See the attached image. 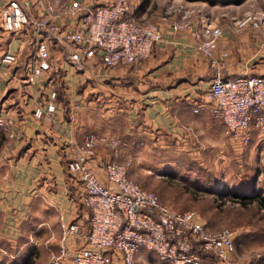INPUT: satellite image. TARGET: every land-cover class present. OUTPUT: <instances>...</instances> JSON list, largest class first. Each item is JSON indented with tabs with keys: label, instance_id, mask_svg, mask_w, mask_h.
<instances>
[{
	"label": "crops",
	"instance_id": "crops-1",
	"mask_svg": "<svg viewBox=\"0 0 264 264\" xmlns=\"http://www.w3.org/2000/svg\"><path fill=\"white\" fill-rule=\"evenodd\" d=\"M6 2L0 0V9ZM130 2L139 20L160 25L162 40L152 46L146 59L126 66L104 67L99 58H92L77 68L67 61L68 46L53 41L48 43L51 71L30 79L32 27L9 34L0 22V59L5 53L18 55L10 65L0 60V119L5 125L0 126V251L7 246H32L49 257L61 243L62 224L78 223L88 229L90 214L80 184L67 172L66 163L89 132L115 136L122 142L118 153L96 146L87 160L104 183L105 162L129 161L127 174L134 175L136 156L145 149L209 151L220 140L219 145L224 146L225 141L230 145L222 121L207 108L197 113L192 110L194 101L207 89L213 70L188 30H175L173 25L182 11L188 12L194 24L205 15L216 17L222 27L218 48L228 53L221 75H264V27L237 29L232 25L233 17L259 5L258 0ZM29 3L31 19L44 16L66 27L77 26V19L64 13L69 0ZM52 89L56 107L51 118H34V109H44ZM245 149L264 152V136L257 129H252ZM154 183L150 185L156 186ZM82 237L83 232L70 236L66 244L78 247Z\"/></svg>",
	"mask_w": 264,
	"mask_h": 264
},
{
	"label": "built area",
	"instance_id": "built-area-1",
	"mask_svg": "<svg viewBox=\"0 0 264 264\" xmlns=\"http://www.w3.org/2000/svg\"><path fill=\"white\" fill-rule=\"evenodd\" d=\"M29 6V0H7L0 9V22L9 34L28 25L32 27L30 79L51 71L49 42L67 44V61L77 68L92 58H99L104 67L111 68L146 59L152 46L162 40L160 25L139 20L130 0H107L94 8L83 6L79 0H69L64 13L77 19L75 28L44 16L31 19ZM232 25L237 29L264 27V10H247L233 18ZM173 28L188 30L213 70L202 98L193 103V112L207 108L222 121L231 139L240 144L249 143L252 129L264 136V75H221L228 53L218 48L222 27L217 18L205 15L194 24L184 11ZM17 59V54L5 53L0 60L3 65H10ZM55 96L52 89L44 109H34V118H51ZM3 125L0 119V126ZM121 144L115 136L89 132L75 148L66 170L80 184L82 201L90 214L89 227L85 230L78 223L62 224L61 243L45 264H137L142 250L168 264H238L234 231L208 228L194 210L178 211L161 202L155 192L142 188L128 176L129 161L105 162L107 182L97 178L87 165L96 146L103 145L118 153ZM80 232L83 243L69 247L67 238Z\"/></svg>",
	"mask_w": 264,
	"mask_h": 264
},
{
	"label": "rangeland",
	"instance_id": "rangeland-1",
	"mask_svg": "<svg viewBox=\"0 0 264 264\" xmlns=\"http://www.w3.org/2000/svg\"><path fill=\"white\" fill-rule=\"evenodd\" d=\"M79 1L88 6L103 3ZM258 2L247 10H264V0ZM230 142L227 145L225 141L224 146L218 144L221 140L215 142L209 151L145 149L136 156V174L128 176L142 188L155 191L160 201L174 210H194L208 228L234 231L238 264H264V212L257 205L258 197H264V152H249L245 149L249 143ZM152 181L156 186L150 185ZM47 257L36 247L7 246L0 251V264H45ZM137 264L165 263L145 252Z\"/></svg>",
	"mask_w": 264,
	"mask_h": 264
},
{
	"label": "trees",
	"instance_id": "trees-1",
	"mask_svg": "<svg viewBox=\"0 0 264 264\" xmlns=\"http://www.w3.org/2000/svg\"><path fill=\"white\" fill-rule=\"evenodd\" d=\"M186 1H205L209 4H214L216 2H222V3H240L242 0H186ZM98 6V5H96ZM96 6H91L90 8H94ZM152 191V190H151ZM155 192V191H153ZM156 193V192H155ZM157 194V193H156ZM158 195V194H157ZM257 205L259 206V208L262 209V211L264 212V197H258V201H257ZM234 244H236V238L234 239ZM151 253V252H150ZM158 259V258H157ZM159 262L168 264L165 261H162L160 259H158Z\"/></svg>",
	"mask_w": 264,
	"mask_h": 264
}]
</instances>
